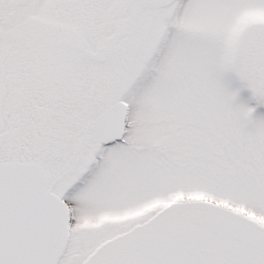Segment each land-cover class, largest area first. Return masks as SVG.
I'll return each mask as SVG.
<instances>
[{"label": "snow or ice", "instance_id": "snow-or-ice-1", "mask_svg": "<svg viewBox=\"0 0 264 264\" xmlns=\"http://www.w3.org/2000/svg\"><path fill=\"white\" fill-rule=\"evenodd\" d=\"M0 264H264V0H0Z\"/></svg>", "mask_w": 264, "mask_h": 264}]
</instances>
